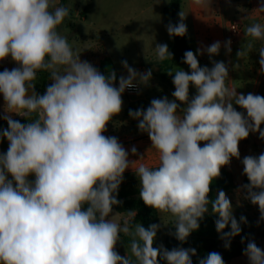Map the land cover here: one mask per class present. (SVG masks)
I'll list each match as a JSON object with an SVG mask.
<instances>
[{"label":"clouds","instance_id":"obj_1","mask_svg":"<svg viewBox=\"0 0 264 264\" xmlns=\"http://www.w3.org/2000/svg\"><path fill=\"white\" fill-rule=\"evenodd\" d=\"M193 3L206 9L211 0ZM257 10L264 13V3ZM69 15V8L54 0H0V61L11 57L19 65L0 72L8 124L0 138L9 143L7 152L0 153V264H193L195 248L154 247L161 225L134 223L135 210L127 211L122 223L119 213L110 217L113 206L122 203L117 194L129 168L140 180L143 203L173 219L175 232L170 234L178 241L199 229L211 204L218 216L216 231L230 248L241 233L240 223L223 190L209 200L210 185L222 167L240 158L241 140L250 133L264 140V96L238 93L223 61H212L211 68L199 65L197 54L206 51L211 59L221 42L197 53L188 50L183 62L191 71H174V99H153L147 109L129 110L138 129L148 134L158 162L150 166L144 157L129 161L118 139L103 133L121 112L125 90L147 85L152 71L140 73L122 61L128 75L114 86V71L105 76L81 61L79 50L58 31ZM185 16L181 11L180 22L167 25L170 37L186 35ZM244 35L251 40L237 52L240 58L254 49V41H264V24H250ZM230 45L231 40L223 45L229 53ZM155 51L161 61L172 59L167 44H158ZM258 51L264 73V46ZM38 72H48L53 81L43 95L35 91ZM190 85L197 90L191 99ZM11 113L30 122L22 124ZM131 152L135 155L137 149ZM241 163L249 183L240 190L264 220V153ZM121 233L130 237L126 256L116 251ZM243 254L249 264H264V250L254 240ZM198 264L225 262L220 253L210 252Z\"/></svg>","mask_w":264,"mask_h":264},{"label":"crops","instance_id":"obj_2","mask_svg":"<svg viewBox=\"0 0 264 264\" xmlns=\"http://www.w3.org/2000/svg\"><path fill=\"white\" fill-rule=\"evenodd\" d=\"M232 2L241 5L242 16L238 20L242 24V38L238 40V44L247 38L244 33L250 24H264V13L257 10L264 0H211L209 8L206 9L196 6L193 0H183L181 11L186 15L183 22L187 26L186 35L193 41L194 53H197L198 48L206 49L217 41L221 42L222 47L227 41L229 26L232 23L229 22L230 16L227 12L234 4ZM54 3L58 6L60 0H54ZM168 3L169 0H67L66 7L76 18V22L73 27L62 24L59 32L68 39L74 49L79 50L81 61L91 63L98 71L100 62L105 57L112 60L119 78L123 74L125 77L128 75L122 61H127L130 67L137 71L141 70L142 73L151 70L150 82L154 88H160L161 92V83L167 79L173 80V76L168 72L179 70L173 68L178 67L174 66L169 59L159 60L155 51L158 44H167L169 52L172 48V37L167 32V25L171 23L170 17L163 12L164 8L169 5ZM219 11H221V16H219ZM82 13L84 17L79 18ZM80 41L84 43L78 45ZM254 44L262 47L264 41H254ZM208 57L206 51L203 55L197 54L199 65L201 66ZM0 65L9 70L19 67L11 57L6 58L5 62ZM181 68L189 73L191 71L189 66ZM137 85L140 88L138 94H143L142 84ZM237 92L241 91L237 89ZM142 98L147 100L148 96L143 94ZM137 100H129V102L133 103ZM5 114V102L0 94V121H6L3 119ZM10 115L13 119L22 117L15 113ZM103 135L116 137L128 151L129 161L144 157L142 162L150 166L158 162V154L152 148L148 134L138 129V122L130 124L125 130L118 129L114 123L109 122ZM8 146L7 139L0 138V153H6ZM132 147L137 149V154H132ZM133 172L132 168L125 171V173ZM34 179V176H29L30 181ZM115 214H117L116 211ZM115 214L111 213L110 217ZM125 216L119 214L118 218L121 223L126 218ZM120 235L122 239L125 237ZM116 251L121 256L127 255L123 247L122 249L116 247Z\"/></svg>","mask_w":264,"mask_h":264},{"label":"rangeland","instance_id":"obj_3","mask_svg":"<svg viewBox=\"0 0 264 264\" xmlns=\"http://www.w3.org/2000/svg\"><path fill=\"white\" fill-rule=\"evenodd\" d=\"M234 3L233 6L229 7L230 10L227 12L230 19L229 22H233L234 20H238L240 16H242L241 5L237 2ZM169 4V3H168ZM219 16H221V11H219ZM168 17V16H167ZM242 38V35L240 39ZM251 40L250 37L241 40L235 46L230 45L231 52H227L225 47L222 45L220 48L219 54L214 55L211 59L208 57L204 63H202L201 67L207 66L211 68L212 61H223L228 66L229 71V83L237 87L241 92V94L247 95L248 93L264 96V73L260 71L259 64V51L260 45L254 44V49L248 53V56L240 58L237 56V52L242 50L244 46H246L247 41ZM238 42V41H237ZM84 41H80L78 45H81ZM77 48V45L75 46ZM5 59L0 61V64L4 63ZM170 63V62H169ZM174 69H183L181 67ZM186 69V68H184ZM186 71V70H184ZM142 73V71H138ZM172 76H174V71ZM125 77V75L123 74ZM164 80V79H163ZM119 86V82L115 85ZM143 94L148 96L147 100H143V94H132L126 96L124 93L122 94V110L119 114L114 115L110 122L114 123L115 127L118 129L125 130L130 124L137 123L136 119H133L129 116V110H138V109H147L150 106V102L153 99H161L167 97L170 101L173 100L172 93L175 91V86L172 80L167 79L161 83V92L160 88H154L152 83L149 81L147 85L142 84ZM196 88L192 85L189 87V99L196 95ZM145 96V95H144ZM141 97V98H139ZM137 100L129 102V100ZM179 103V102H178ZM184 105L181 104V108ZM237 111L244 112V109H241L238 105H234ZM179 112V110H178ZM246 114V112H245ZM7 122V121H6ZM261 128L264 129V124L261 125ZM239 152L240 158H232L230 162L231 172L233 175V186L230 190L224 191L227 197L230 199L232 207H233V215L237 219L238 223H240L245 229V235L243 244L247 245L250 240H254L258 247L264 250V220L260 219V211L257 205H253L249 200L245 199V193L241 191V186L245 184L247 176L243 174V164L241 161L246 156H258L261 153H264V140L259 138L258 133H250L248 138L241 140L239 142ZM112 214H115L113 209ZM127 216V214H125ZM159 215V225H161L160 229L157 232L156 236V247L163 245L164 238L170 233L175 232V227L172 224L173 219L164 214ZM125 216V217H126ZM243 216L246 218V223L240 222V217ZM166 223V224H165ZM122 234V233H121ZM123 235V234H122ZM116 247H120V249H127V244L121 238L117 243ZM162 261V260H161ZM227 264H249L248 258L243 255L239 256Z\"/></svg>","mask_w":264,"mask_h":264},{"label":"trees","instance_id":"obj_4","mask_svg":"<svg viewBox=\"0 0 264 264\" xmlns=\"http://www.w3.org/2000/svg\"><path fill=\"white\" fill-rule=\"evenodd\" d=\"M67 0H60L58 6L62 5L66 7ZM183 0H169V5L164 8V14L170 17L171 24L175 25L180 22L179 13L181 12ZM84 17V13L80 15L79 18ZM76 18L70 14L69 17L65 18L62 24L67 27H73L75 25ZM61 24V25H62ZM60 25V26H61ZM58 28V31L60 29ZM188 50L194 52L193 41L187 36L179 37L172 36V48L170 53L172 54V59L170 62L176 67L188 66L183 62L184 53ZM4 70L3 65H0V72ZM115 72L117 79L114 86L119 82V75L115 69L112 60L109 57H105L100 62L99 72L105 76H108L111 72ZM53 81L50 78L48 72H38L37 81L35 83V91L37 94L43 95L46 92L47 87ZM34 119V117H33ZM14 120H18L22 124H27L30 122L28 118L19 117ZM8 124L6 121H0V131L7 129ZM204 142H201V147ZM249 183L246 178L245 184ZM233 186V175L231 172L230 164L221 168V175L214 179L210 185L209 200H215L218 191L224 190L228 191ZM140 180L133 173H124L123 181L118 189L117 199L122 201L121 204L113 206V209L121 214H127L129 210H135L137 215L134 219V223H139L145 228L149 225L156 223L159 224L158 212L146 206L142 199L140 198ZM218 216L213 214L211 211V204H209V212L205 214L204 218L199 221L200 227L197 231L190 234L185 242L178 241L174 235H167L164 239V247L168 250L173 248L183 247L195 248L197 255L192 257L193 264H198L200 258H204L210 252H218L222 255L224 262L231 261L239 256H243L244 249L247 245L243 244L242 238L246 237L245 229L240 224L241 233L240 235L232 238L230 248L226 249L224 247V241L220 239V235L217 233L215 228V221ZM225 231H230V226L225 229ZM124 242L128 245L130 242V237H123ZM154 247H156V240L154 241ZM259 246V245H257ZM160 264H166L165 261L160 262Z\"/></svg>","mask_w":264,"mask_h":264},{"label":"built area","instance_id":"obj_5","mask_svg":"<svg viewBox=\"0 0 264 264\" xmlns=\"http://www.w3.org/2000/svg\"><path fill=\"white\" fill-rule=\"evenodd\" d=\"M242 35V24L240 20H234L229 26V32L227 34V40H231V45H235ZM140 88L137 85L134 88L126 89L125 95H132L139 93Z\"/></svg>","mask_w":264,"mask_h":264}]
</instances>
